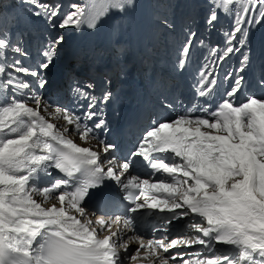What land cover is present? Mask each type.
<instances>
[{"label":"snow or ice","instance_id":"snow-or-ice-1","mask_svg":"<svg viewBox=\"0 0 264 264\" xmlns=\"http://www.w3.org/2000/svg\"><path fill=\"white\" fill-rule=\"evenodd\" d=\"M130 3L103 0L102 7L94 4L88 9L72 3L62 13L60 3L41 0L34 14L43 15L53 29H79L95 27L100 16L110 10L124 11ZM240 3L214 0L211 6L206 21L209 27L218 19L217 10L231 14L233 26L225 34L223 51L199 73L197 95L201 97L209 96L216 87V66L240 51L233 43L237 34L243 37L246 25L264 19V0H249L251 7L245 4L241 8ZM64 42L63 35L51 38L41 52L42 62L29 68L20 59L8 62L9 49L20 56L28 53L0 35V264H264V98L250 96L235 105L231 98L241 91L245 80L237 75L226 98L211 111L203 109L207 116L180 115L159 122L146 130L126 159L117 162L111 155L116 145L96 134L106 128L105 121L98 118L97 105L107 102L111 93L105 92L98 101L91 95L93 85L77 88L83 112L62 110L71 129L61 131L41 115V97L34 89L47 85L41 72ZM237 42L244 43L242 38ZM191 44L189 39L181 49L180 68L188 62ZM217 49L219 45L212 49L213 55ZM247 60L244 56L243 61ZM244 70L242 62L236 71ZM231 76L228 73L225 79ZM260 83L264 86V80ZM69 131L85 142L96 140L99 150L75 143L67 135ZM136 162L149 169L150 175L160 173L170 179L153 182L133 176L129 170ZM53 170L66 178L37 188L36 183L52 176ZM108 180L126 192V218L92 220L83 202L89 189ZM35 191L45 201L56 192L59 207H43L33 198ZM144 209L166 213L158 229L163 233L184 217L192 219L171 239L162 235L145 240L135 228ZM114 225L116 231H112ZM97 226L110 234L98 235ZM189 230L198 235L190 236ZM127 232L133 235L125 239ZM131 243L138 247L130 250ZM197 244L203 247L190 258L165 255L177 246ZM216 245L231 247L217 249Z\"/></svg>","mask_w":264,"mask_h":264},{"label":"rangeland","instance_id":"rangeland-1","mask_svg":"<svg viewBox=\"0 0 264 264\" xmlns=\"http://www.w3.org/2000/svg\"><path fill=\"white\" fill-rule=\"evenodd\" d=\"M74 3H78L81 4L80 0H73ZM171 1V0H170ZM200 3L202 2V0H198ZM211 4H213L214 0H209ZM41 2V0L36 1V5L34 9H38V4ZM46 2H50V3H61L60 0H50V1H46ZM205 2H207V0H205ZM246 0H241V3L238 5L239 7H244L246 4ZM161 2V0H155V6L151 9L153 15L155 16H165V11L167 12V18L164 19L165 23H163V25L165 26L164 31H163V37L164 38H168L172 41V43H175V33L178 32V34H184L183 35V43L182 46L183 47L189 39H193L195 36H192V33H195V35L197 34L198 31V24L199 22H195L197 20V18L199 17L196 16V18L191 19V20H185L184 21V25H181L178 22V25L175 24V15H178L177 13V9H176V5L175 3L172 2ZM167 5H169V8L167 7ZM195 8V5H193ZM11 7H17L16 1L15 0H0V20H8L9 22H12V20L9 19V8ZM69 10V8L67 9L66 7H62L61 11L63 12H67ZM231 10V9H230ZM18 11L20 12V16L22 18H25V20L21 23L19 21V18H17L16 21L12 22L11 24H9L7 26V28L5 30L0 31V35L6 36L11 44H12V36H13V32L16 31L15 27L16 24L18 25L19 28H22L24 26L26 27H33V26H44V27H48L50 24L48 23V21L44 18V16L42 15V18H39L37 15H35L33 12L25 15L23 14V10L22 9H18ZM218 12V19L215 22L213 27H209L207 28H203L201 31V35H202V40L199 39V41L197 42V45L199 48H201L203 50L204 53H206L207 55H209L211 58H213L214 60L217 59V57L219 56V54L222 52V50L220 49L219 51H216V54L213 55L212 53V49L215 48L216 46L214 45V43L219 40L221 38V36H223V34L225 35L226 33L231 32L230 29L233 26V17L231 14H225L220 10H217ZM191 15V9L188 10H184L183 12V16L184 17H190ZM218 20L222 23L224 22L225 26H217V22ZM194 22V23H192ZM177 26L179 27V29H177ZM11 27H13V29L11 30ZM249 28V27H248ZM248 28L247 26L245 27L244 31H245V35L243 37H239L237 34V41H239L241 38L243 39L244 43L241 45L239 44L237 41H233V43L236 44L237 47L240 48L239 52H234L233 56L232 54H230L228 56V58L226 60L225 63H219V67H221V74L223 76H226L228 73L234 74L236 73L237 69L241 66V63H244V72L242 73V75L244 73H247L249 71V67L248 66V60L250 57V47L248 46V51L247 50V46H246V42H247V38H248ZM183 29V31H182ZM75 33V32H74ZM68 37H71V35L69 36V33H67ZM67 38V36H66ZM226 37H223V40L225 41ZM239 38V39H238ZM121 42L124 40V38L121 36V38L119 39ZM202 42V43H201ZM88 43V42H87ZM125 43V42H123ZM199 43V44H198ZM87 45V44H86ZM192 45V44H191ZM13 46V44H12ZM14 47V46H13ZM130 46H123L121 45V47L118 48L117 50V56L118 59H120L121 54H123L122 56V62L125 61L126 56L130 57ZM190 51H191V47H190ZM189 51V53H190ZM195 54H201V50L200 49H194L193 51ZM180 52H177L176 56H180ZM212 54V55H210ZM244 56L248 57L247 61H243ZM262 59L260 60V55L258 57H256L255 59V63L254 66L250 69L252 71H257V70H261L264 73L263 70V61H264V53L261 54ZM129 60V59H127ZM126 62H123V64H125ZM218 65H217V69H218ZM126 66V64H125ZM31 101H29L30 103ZM31 105H34V103L31 102Z\"/></svg>","mask_w":264,"mask_h":264},{"label":"bare ground","instance_id":"bare-ground-1","mask_svg":"<svg viewBox=\"0 0 264 264\" xmlns=\"http://www.w3.org/2000/svg\"><path fill=\"white\" fill-rule=\"evenodd\" d=\"M94 4L97 8L102 7L103 0H86V5H85L86 9L93 6ZM141 8H142V3L140 0H131L130 4H126L125 10L121 11V14L124 16H132L131 18L133 25L132 34L134 37L135 46L138 45L140 47L144 46L145 44L143 39L144 31L145 29H148L146 27L148 26V19L150 17L148 11L145 12ZM113 13L114 12L110 10L107 15L100 16L95 22V27H88L87 25H85L79 28L74 40V44H77L81 42L85 37L92 35L96 36L99 42L103 41L104 40L103 28L107 21H109V23L111 24V17L114 15ZM121 14H119L118 16H120ZM95 78L97 81L101 83L106 82L105 80L102 79L101 75H96ZM216 101H219V98ZM144 103L145 105L148 104L146 96H142L141 104L136 103L135 105L138 109H142ZM31 183L32 182H30V184ZM32 195L37 202L41 203L43 207H46V204L45 203L43 204L45 198L39 191L33 192ZM53 204H55L54 201H51L50 206Z\"/></svg>","mask_w":264,"mask_h":264}]
</instances>
